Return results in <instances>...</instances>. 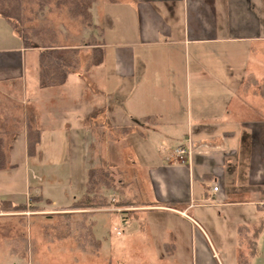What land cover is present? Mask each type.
Masks as SVG:
<instances>
[{"label": "crops", "instance_id": "crops-1", "mask_svg": "<svg viewBox=\"0 0 264 264\" xmlns=\"http://www.w3.org/2000/svg\"><path fill=\"white\" fill-rule=\"evenodd\" d=\"M90 19L99 29L91 44L103 48V61L69 73L62 85L41 87L40 48L26 46L0 17V119L7 117L10 100L23 105L9 159L17 138L27 158L37 156L44 142L55 144L58 167L67 157L80 159L77 197L85 192L87 171L106 168L114 192L132 207L162 209L198 223L210 256L217 251L201 221L189 214L196 207L221 209L220 217L232 214L226 224L236 214L234 234L240 246L248 245V254L250 240L256 244L248 224L259 220L242 207L258 209L264 200V100L258 93L264 80V0H91ZM58 107L63 112L56 129H47L51 124L39 120L50 121ZM29 125L40 131L33 156L27 153ZM187 136L194 151L179 162L173 151ZM41 184L27 171L24 192L41 196L40 202L65 209L76 200L61 205ZM143 195L151 201L130 197ZM0 199L24 203L7 195ZM169 244L172 252L166 254L172 256L175 246ZM249 261L264 264V256L255 251Z\"/></svg>", "mask_w": 264, "mask_h": 264}, {"label": "rangeland", "instance_id": "rangeland-1", "mask_svg": "<svg viewBox=\"0 0 264 264\" xmlns=\"http://www.w3.org/2000/svg\"><path fill=\"white\" fill-rule=\"evenodd\" d=\"M76 1L68 0L62 10H48L49 7L45 6L41 11L37 10V0L30 1L31 19L25 26L28 31L26 38L31 45L79 48L80 70L88 66L92 34L98 35L99 29L91 26V19L74 6ZM54 3L51 2V8ZM78 4L81 5V1ZM87 12H90V7ZM7 109L19 116L18 112L23 110V105L10 100ZM61 111L62 107H58L54 118L51 117L50 121L40 118V123L49 122L51 127L47 129H56L53 125ZM27 115L32 118L33 113L29 111ZM24 146L21 139L17 138L10 149V164L18 163L19 166L13 170L8 167L0 171V198L7 195V198L15 199V202L26 204L25 209H13L9 203H1L3 201L0 199V264H239L238 256L247 251L248 245L240 246L234 234L239 222L236 214L226 224L228 216L232 214L222 212L220 217L218 211L221 209L213 207H196L195 214H189L195 221H201L200 225L209 235L213 250L217 251V254L210 256L203 246L198 223L162 209L117 205L116 202L125 200V196L117 191L120 187L117 192L101 187L99 193L104 194L107 204L96 208L70 210L44 201L32 204V191L24 192L27 171L31 179L36 178L44 185L45 194L57 203L68 205L80 198L74 190L81 179L79 166L76 165L80 159L67 157L62 166L58 167L60 163H57L58 158L55 156V144L44 142V148L39 149L34 158H27ZM134 167L129 163L127 168L133 179H138ZM123 176L125 179L131 178L130 175ZM112 180L110 178V182ZM130 197L138 202L151 201L147 195L141 198ZM237 199L241 201L244 198L239 196ZM212 201L209 199L204 203ZM31 205L39 208L33 210ZM242 208L254 210L253 214L259 220L257 226L248 225L254 232L256 252L264 256V207L257 209L252 204ZM87 227L92 230L94 246L83 245L89 239L85 234ZM163 242L174 244L172 256L166 254Z\"/></svg>", "mask_w": 264, "mask_h": 264}, {"label": "trees", "instance_id": "trees-1", "mask_svg": "<svg viewBox=\"0 0 264 264\" xmlns=\"http://www.w3.org/2000/svg\"><path fill=\"white\" fill-rule=\"evenodd\" d=\"M30 1L36 2V0H0V17L3 18L13 30L22 38L24 44L28 47H39V68L38 77L39 85L41 87L59 86L65 83L69 73L75 72L80 67L79 48L76 47H64L54 45H31L27 37V27L25 23L31 18ZM55 1L54 7L51 8V2ZM81 1V5L78 2ZM68 0H37V10L41 11L45 6H48V10H62ZM90 0H77L74 4L77 9L90 18V12H87V8L90 7ZM91 45V54L88 60V66L98 65L103 61L104 51L101 46ZM258 93L264 100V80L258 85ZM19 118L10 111L7 112V117L0 119V170H4L8 167H13L10 164L8 146L11 143L12 135L19 129ZM40 142V131L36 127L29 125L27 128V153L29 156L35 155L36 147ZM110 173L103 168H91L87 171V179L85 182V192L73 201L68 208L65 209H81V208H96L105 206L107 204L104 194L101 192V187H105L109 190H114L113 180L110 182ZM110 182V183H109ZM42 200L41 196L31 197L32 204L38 203ZM1 203H9L13 209H25V203L14 204L11 201H4ZM120 206H130L132 203L127 200H121L116 202ZM33 210L38 209V206H32ZM69 213V212H67ZM92 231V230H91ZM91 231L87 227L85 234L89 236V239L85 244L93 245L91 240ZM82 238V235L81 237ZM170 244L166 245L167 253L172 252L169 249ZM255 243L254 240L249 242L248 254L240 253L239 264H249L250 257L254 255Z\"/></svg>", "mask_w": 264, "mask_h": 264}, {"label": "built area", "instance_id": "built-area-1", "mask_svg": "<svg viewBox=\"0 0 264 264\" xmlns=\"http://www.w3.org/2000/svg\"><path fill=\"white\" fill-rule=\"evenodd\" d=\"M193 142L190 137L184 138L183 142L175 147L173 151V158L179 162H185L188 157H190L194 151ZM214 191L218 189V186L214 185L212 187ZM260 207H264V200L258 201Z\"/></svg>", "mask_w": 264, "mask_h": 264}]
</instances>
